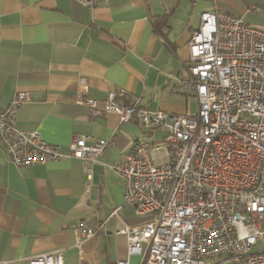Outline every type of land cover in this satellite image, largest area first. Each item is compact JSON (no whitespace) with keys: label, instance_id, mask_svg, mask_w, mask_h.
Wrapping results in <instances>:
<instances>
[{"label":"crops","instance_id":"1","mask_svg":"<svg viewBox=\"0 0 264 264\" xmlns=\"http://www.w3.org/2000/svg\"><path fill=\"white\" fill-rule=\"evenodd\" d=\"M212 9L264 31V0H105L92 7L76 0H0V106L13 92L28 91L31 101L19 107L17 127L38 131L62 152L74 134L108 140L88 191L80 159L15 166L0 144V264H28L52 250L65 264L140 262L144 251L128 254L117 230L147 216L123 204V181L111 166L146 135L116 113L92 117L76 97L102 100L123 88L147 109L190 112L196 98L173 89L166 74H183L187 41L201 12ZM154 132H163L149 134L160 140ZM79 222H102L80 247ZM205 263L220 264L216 258Z\"/></svg>","mask_w":264,"mask_h":264},{"label":"built area","instance_id":"2","mask_svg":"<svg viewBox=\"0 0 264 264\" xmlns=\"http://www.w3.org/2000/svg\"><path fill=\"white\" fill-rule=\"evenodd\" d=\"M76 1L92 7L105 0ZM187 46L183 74L166 75L173 89L196 98L193 113L147 109L123 88L102 100L76 97L92 117L116 113L146 135L134 139L124 160L111 167L123 181V204L147 219L117 233L125 235L128 254L144 251L138 264H206L211 258L264 264V31L234 14L206 10ZM29 101L28 91L17 90L0 106V144L8 161L26 166L80 159L88 191L108 140L74 134L62 152L38 131L17 127V111ZM156 129L163 132V146L147 140ZM101 224L77 223L75 245ZM28 264L65 263L52 250L31 256Z\"/></svg>","mask_w":264,"mask_h":264},{"label":"rangeland","instance_id":"3","mask_svg":"<svg viewBox=\"0 0 264 264\" xmlns=\"http://www.w3.org/2000/svg\"><path fill=\"white\" fill-rule=\"evenodd\" d=\"M195 111H196V101L193 99V104H192V106L190 108V112L193 113ZM154 134H156V138L157 139L161 138V134L159 132H157V133L154 132ZM147 140L153 141V144L154 145H161V146H163V142L161 141V139L160 140H153V138L150 136V137L147 138ZM160 151L163 152V150H160ZM258 248L259 247H254L253 249H258ZM220 264H226V263H220Z\"/></svg>","mask_w":264,"mask_h":264}]
</instances>
